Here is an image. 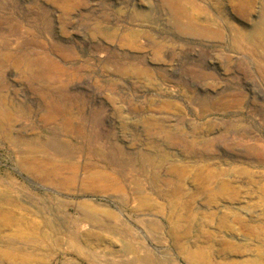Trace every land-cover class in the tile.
Returning <instances> with one entry per match:
<instances>
[{"label":"rangeland","instance_id":"rangeland-1","mask_svg":"<svg viewBox=\"0 0 264 264\" xmlns=\"http://www.w3.org/2000/svg\"><path fill=\"white\" fill-rule=\"evenodd\" d=\"M263 18L264 0H0V264H264V81L231 32Z\"/></svg>","mask_w":264,"mask_h":264},{"label":"bare ground","instance_id":"bare-ground-1","mask_svg":"<svg viewBox=\"0 0 264 264\" xmlns=\"http://www.w3.org/2000/svg\"><path fill=\"white\" fill-rule=\"evenodd\" d=\"M178 27V26H177ZM192 27H194L192 25ZM179 28V27H178ZM260 31H256L253 36H247L246 34H244V32H240V31H231L234 36H233V40L232 42H236L237 44L239 43L240 49L244 51V53H248L249 55H251L252 57L255 58V60L258 61L257 64H261L258 65L260 67L259 68V72L263 78L264 81V18L259 26ZM184 31V30H183ZM213 33H217L220 34V32H215L213 31L209 26H205V34H213ZM235 45V43H233ZM1 106V105H0ZM0 110H2V108H0ZM63 113H66L65 111H63L61 113L63 120H66L67 118L64 116ZM8 120L7 115L3 112L0 111V128L4 125H2V123H5V121ZM8 130V129H7ZM14 138V137H13ZM11 140V138H8ZM13 141L17 142V139H13ZM12 141V142H13ZM21 141V140H20ZM11 142V141H10ZM19 151V149H17ZM16 150V151H17ZM33 157V158H32ZM31 158L30 161H28L27 163L29 165L35 166V167H44V165L48 164H52V160L51 159H45L42 160L39 157H37L35 154H31ZM26 163V162H25ZM130 163V162H129ZM128 164V162H127ZM146 165V164H145ZM68 168L70 170V177L72 178H76L77 174V168L74 166H64V168ZM132 168V167H131ZM61 170H63V166L62 165H57L54 167V169L48 173H42V176L44 179H50L51 177H56V178H61ZM147 171V170H146ZM138 173V172H137ZM136 174V173H135ZM147 174V173H145ZM134 175V174H132ZM135 176V175H134ZM137 177V176H136ZM129 179V178H128ZM139 180V179H138ZM130 181V180H129ZM132 183V182H131ZM118 188V187H117ZM121 188V187H120ZM119 188V189H120ZM79 210L83 211V213L85 214V216H87L88 214H90L89 210H84L85 208H82L81 206L78 207ZM90 209V208H88ZM112 216V215H111ZM92 218V217H91ZM127 242V241H126ZM128 245V244H127ZM126 246V245H125ZM124 246V247H125ZM126 250V249H125ZM136 251V250H135ZM139 251V250H138ZM142 253V252H141ZM145 254V253H143ZM116 258V257H115ZM117 259V258H116ZM123 260V259H122Z\"/></svg>","mask_w":264,"mask_h":264}]
</instances>
